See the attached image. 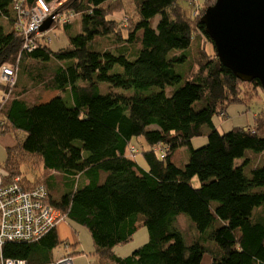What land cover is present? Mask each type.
<instances>
[{"label": "trees", "instance_id": "trees-1", "mask_svg": "<svg viewBox=\"0 0 264 264\" xmlns=\"http://www.w3.org/2000/svg\"><path fill=\"white\" fill-rule=\"evenodd\" d=\"M35 2L0 0V66L14 62L17 78L26 57L53 63L49 73L38 70L32 77L49 96L28 100L10 95L12 87L3 90L8 98L0 106V127L25 133L18 156L35 157L44 181L24 179L11 155L2 165L10 178L19 176L26 186L43 184L47 201L90 231L100 259L200 264L206 253L211 264H264V163L253 166L246 155L264 153V130L254 123L220 131L213 118L240 98L243 81L219 61L215 48L214 55L203 48L189 55L203 36L214 47L200 22L214 0H204L200 14L178 0H133L124 32L107 11L109 5L122 11L121 0H64L57 10L65 21L50 27H61L67 44L52 50L40 39L26 51L15 26L18 5L30 8ZM190 59L196 72L176 71ZM22 84L19 79L18 87ZM200 136L207 139L196 147ZM57 175L63 191L56 199L50 190ZM195 176L198 186L191 183ZM180 214L196 231L190 239L178 223ZM142 226L147 241L117 256L114 246L131 240ZM58 242L52 228L33 240L6 242L2 255L51 264Z\"/></svg>", "mask_w": 264, "mask_h": 264}, {"label": "rangeland", "instance_id": "rangeland-1", "mask_svg": "<svg viewBox=\"0 0 264 264\" xmlns=\"http://www.w3.org/2000/svg\"><path fill=\"white\" fill-rule=\"evenodd\" d=\"M62 1L59 2L61 3ZM121 1L123 3L122 11L119 9V6L115 7L110 5L107 7V11L109 13V17L112 18V20L115 22L114 24L116 25L118 30L124 32L129 25L128 19L133 14V8H132L133 0H121ZM178 1L182 3L185 7H187L190 11L195 9L194 13L198 12V14H200L201 7L200 8L198 7L203 6L204 0H178ZM77 21H78V17H76L72 22L75 25L73 26L75 30H77L78 28V26L76 25ZM47 29H46L47 30L46 35L50 36L51 38V41L48 42V45L52 50H57L60 47L67 44L68 38L66 36L65 31L61 27L57 28V26L52 25L51 27L49 26ZM101 46L104 47L103 45ZM111 46H112L111 49L117 47L115 45H111ZM191 47L189 53L190 56H193L195 52L199 50V48L206 49L208 54L214 55V47L209 42L206 41L204 36L198 38L197 41L195 39L193 46ZM189 49H187V51ZM52 66L53 63H47L45 65H42L36 62L35 60H31L27 57L23 60H20L19 68H21V73L18 72L16 78V84L10 89L12 90V92L10 91L11 92L10 95L14 93H20L19 95L23 94L24 97H27L28 100L41 99L49 96L51 94V91L49 89H45L43 84H36V80L32 79V77L36 76L38 70L43 71V73H49ZM197 69H198L197 65L194 63V60L192 59H190V64H186V65L180 64L176 66L177 72L185 73V70L186 71L188 70V73L191 72L189 74L190 76L192 75V73L196 72ZM19 79L21 82H23V84L18 87L17 82ZM0 89H2V91L0 90L1 91L0 94H2L4 91L8 89V87L0 84ZM157 89L159 88L151 87L149 90H157ZM167 90H169V88H167ZM238 90H239L238 95L240 98L236 99L235 102L226 104L222 115L216 114L214 116L213 119L215 124L220 129V131H227L233 127H246L254 123H257L258 127L261 130H264V92L262 91L261 87L258 86L257 83L255 82L254 83L242 82L239 85ZM249 128L255 130L254 125ZM24 137H25V133L21 130L18 131L13 130L11 129V127H8L6 125L4 126V128L0 127V164L1 165L5 164V160L9 155H11L12 157L14 156L13 160H16L17 164L19 163L21 170H23L22 176L24 175L23 176L24 179L27 178L29 180H32L31 182H36L37 180L44 181L42 180V176L39 175V173L42 174L41 171L42 167L40 164L38 165L35 157L33 156L29 157L27 155L18 156L19 155L18 153L22 152L19 147V142H21V140ZM205 139L207 138L203 136L195 138L194 139L195 146L197 147L202 145L204 143L202 141H204ZM5 144L7 145L5 146ZM128 154L132 155L131 149ZM186 155L188 156L187 151H186ZM246 155L251 158V162L253 166L258 165L261 162L264 163V153L256 155L251 151H247ZM135 156L137 157L138 160L141 161L142 164H144L143 157L140 153L136 154ZM31 163H33L34 165ZM37 176L39 177L41 176V177L39 178ZM191 183L193 186H198L200 184L198 177L197 176L193 177ZM53 188L51 190L49 189L51 196L57 199L59 198V196L63 191L62 175H57L55 177V184L53 185ZM179 216L180 217L178 219V223L180 224L181 228H183L184 234L187 237V239H190L196 234V231L192 227L190 222L187 220L188 219L187 216L183 214H180ZM61 220H63V222H61L58 226L59 242L56 246H54L52 252L56 253L57 251H64L63 244L65 243L67 244V241H71L70 238H72L75 239V241L77 240L76 241L77 249L75 251L79 252V254L82 255L81 257L78 258L77 261L74 262L78 264H96L97 263L96 255L94 254L95 245L93 243L90 231L85 226L69 219L68 217L63 218ZM143 232H145L144 234H147V230L145 229V227L142 226L138 228L136 234L133 235L131 240L114 246L113 252L115 254L122 256L129 255L134 249L141 246L144 242L147 241L145 240L146 238H143L142 236ZM212 243L213 241H211L208 244L209 247H214ZM72 247L73 246H70L69 249H71ZM200 264H211L210 255L205 253L203 255Z\"/></svg>", "mask_w": 264, "mask_h": 264}, {"label": "built area", "instance_id": "built-area-1", "mask_svg": "<svg viewBox=\"0 0 264 264\" xmlns=\"http://www.w3.org/2000/svg\"><path fill=\"white\" fill-rule=\"evenodd\" d=\"M62 0H36L30 8L18 5L20 19L15 23L21 32L22 50L32 51L40 39L50 41L47 31H41L43 23L51 18V24L63 22L64 14L58 12L57 7ZM60 3V4H59ZM56 4V6H55ZM16 64H3L0 66V84L13 87L16 80ZM6 93L0 94V106L5 102ZM133 147H131V151ZM164 156V148H159ZM46 187L39 183L26 186L21 177L10 178L8 170L0 164V264H28L24 259L5 258L2 248L6 242L28 241L39 238L48 230L65 218L61 212L48 201ZM51 264H74L69 254L55 259Z\"/></svg>", "mask_w": 264, "mask_h": 264}, {"label": "water", "instance_id": "water-1", "mask_svg": "<svg viewBox=\"0 0 264 264\" xmlns=\"http://www.w3.org/2000/svg\"><path fill=\"white\" fill-rule=\"evenodd\" d=\"M219 61L243 82L264 92V0H214L200 17ZM51 24L48 18L40 30Z\"/></svg>", "mask_w": 264, "mask_h": 264}, {"label": "crops", "instance_id": "crops-1", "mask_svg": "<svg viewBox=\"0 0 264 264\" xmlns=\"http://www.w3.org/2000/svg\"><path fill=\"white\" fill-rule=\"evenodd\" d=\"M7 144H5V146H6ZM66 218V217H65ZM61 222H63V220H61L57 225H56V231H57V234H58V226H59V224L61 223ZM64 225H66V224H64ZM63 225V226H64ZM62 226V227H63ZM145 232H143L142 233V236H143V238H146L145 240H147V234H144ZM136 234V232L134 233V235ZM65 235V234H64ZM58 237H59V234H58ZM67 237V236H66ZM71 239V241H67V244L65 243V244H63V246H64V251H57L56 253H53L52 255H53V259H56V258H58L59 256H61V255H64V254H69L71 257H72V259H73V263L74 264H78V263H75L74 261H77L78 260V258L79 257H81L82 255L81 254H79V252H77V251H75L76 249H77V245H76V241H75V239H72V238H70ZM70 246H73L71 249H69V247ZM75 254H77V255H75ZM94 254L96 255V264H115L113 261H111V260H109V259H104V258H101L100 259V256L97 254V253H95L94 252ZM117 256H121V257H123L122 255H118V254H116ZM85 257H87V256H85ZM89 260V259H88Z\"/></svg>", "mask_w": 264, "mask_h": 264}, {"label": "bare ground", "instance_id": "bare-ground-1", "mask_svg": "<svg viewBox=\"0 0 264 264\" xmlns=\"http://www.w3.org/2000/svg\"><path fill=\"white\" fill-rule=\"evenodd\" d=\"M42 31V30H41Z\"/></svg>", "mask_w": 264, "mask_h": 264}]
</instances>
